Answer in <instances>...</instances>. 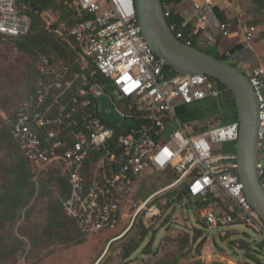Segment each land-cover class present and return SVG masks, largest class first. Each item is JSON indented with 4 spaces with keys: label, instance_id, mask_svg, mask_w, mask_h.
<instances>
[{
    "label": "built area",
    "instance_id": "built-area-1",
    "mask_svg": "<svg viewBox=\"0 0 264 264\" xmlns=\"http://www.w3.org/2000/svg\"><path fill=\"white\" fill-rule=\"evenodd\" d=\"M17 2L0 0V34L14 39L26 36L31 28L30 18L22 14ZM77 4L89 18L67 37L74 38L81 50L77 59L81 72L65 80L70 68L41 55L37 67L43 77L12 127L13 138L31 162L41 168H62L70 184V194L63 201L67 215L76 220L84 234H94L116 228L123 222L122 214L133 208L132 227L143 212L148 217L159 213L156 206H150L157 196L184 185L192 198L215 200L201 210L209 229L228 226L234 221L233 214H238L264 238V221L250 205L237 173V154L220 155L216 151L218 144L238 142L239 122L216 127L209 122L197 130L198 119L193 118L195 124L191 125L177 112L179 109L187 115V107L218 100L225 91L208 75L176 72L152 50L139 24L136 0H77ZM164 12L169 20L172 12L165 4ZM201 19L204 29L209 20L205 14ZM169 25L178 39L192 45L177 22ZM242 29L245 42L251 43L256 27L245 21ZM220 30L227 37L229 24L222 23ZM98 73L105 83L96 79ZM245 73L259 103L257 137L261 148L264 67ZM77 80L76 94L70 95ZM67 96L71 98L64 100ZM105 96L120 116L119 123L101 116L100 99ZM119 102L124 103L123 109ZM123 120L135 123L123 127ZM169 128L174 131L162 142ZM257 166L264 180V166L260 162ZM169 168L174 170L176 181L143 203L134 204L137 180ZM224 198L231 203L232 213L216 209L218 200Z\"/></svg>",
    "mask_w": 264,
    "mask_h": 264
},
{
    "label": "rangeland",
    "instance_id": "rangeland-1",
    "mask_svg": "<svg viewBox=\"0 0 264 264\" xmlns=\"http://www.w3.org/2000/svg\"><path fill=\"white\" fill-rule=\"evenodd\" d=\"M75 1L58 0L57 4L61 9L58 11L46 9L42 12L41 18L45 27L50 29L56 38H66L68 30L76 19V12L80 14ZM254 1L238 0V3L245 10L244 17L248 24L257 29L255 40L252 43L262 51L264 65V8L255 4ZM26 9L25 6L23 10ZM63 15L66 18H62ZM195 45L208 53L212 51L204 45ZM39 54H27L16 47L14 42L6 39L0 40V134H5V140L8 142L12 141L10 128L17 110L33 91V65ZM48 54L54 55L53 53ZM118 104L123 109L124 103L119 102ZM187 110L198 119L199 123L195 126L197 130H201V126L209 122L214 127L232 123V115L237 112L234 102H229L227 95L210 103L191 105L187 107ZM212 110H215L216 115L214 122ZM177 112L181 115L183 122L195 124L194 120L184 115L183 111L178 109ZM173 131L174 128H169L162 142H165ZM16 148L10 142L0 145V163H4L3 167H10L16 161L18 163ZM216 151L220 155H234L237 153V143L218 144ZM3 167L0 166V193L5 191L3 183L7 179ZM176 179L172 168L139 178L132 193L133 203H143L151 195L166 189ZM43 187L40 188L38 182L37 193L30 205V207L35 205L31 214L27 215L26 209L28 208L24 209L16 222L0 214L3 223L0 227V264H256L255 261H248L246 253H243L248 248L247 240L238 237L239 234L233 231L243 228L249 231L248 228L242 227L239 223H231L226 228L223 226L209 229L202 216L199 199L189 197L186 200H179L180 194L186 192L187 188L184 185L164 191L156 197L150 205L159 209V213L154 217H148L143 212L132 227H130L131 221L128 223L127 215L123 217V229L117 236L121 239L114 241L110 246L107 244L104 248L105 254H101L92 263L89 259L83 260L84 255L80 257L81 261H78V254L89 252L83 242L88 238L79 236L73 224L58 225L59 216L53 219L51 213L53 210H58L57 202L58 200L62 202L64 198L53 183L49 186L50 194L39 196ZM218 202L217 210H228L226 205L229 202L226 198ZM23 231L36 237V244H31L28 238H24L21 234ZM144 231L147 232L146 237H143ZM250 232L259 244L253 247L248 243L249 248L254 251L252 248L264 247V239H258L252 229ZM18 238L23 240V244H19V249H17L16 240ZM136 244L140 247L131 258L128 261L122 260L124 248ZM263 254L261 253L260 256Z\"/></svg>",
    "mask_w": 264,
    "mask_h": 264
},
{
    "label": "trees",
    "instance_id": "trees-1",
    "mask_svg": "<svg viewBox=\"0 0 264 264\" xmlns=\"http://www.w3.org/2000/svg\"><path fill=\"white\" fill-rule=\"evenodd\" d=\"M57 1L58 0H18L17 3L22 14L28 15V17L31 20V28L29 33L26 36L19 39L9 38L0 34V40L6 39L14 42L16 47L20 48L23 52L27 54L36 55L40 53L37 56L33 65L34 84H33V91L30 93L29 96H31L36 91L38 82L43 77V74L39 71L37 67L41 55L48 56L51 59V62L57 64L58 66H61L62 64H66L70 68V71L64 74L65 80L72 78L74 79L75 74L81 72V63L77 62V59L79 58V52L81 50L78 47L77 42H75L74 38H68V37L62 39L56 38V36L52 34L53 32H50V29L45 27V23H43V20L41 18L42 12L45 11L46 9H54L55 11L61 9V7H58ZM75 3L77 6V10L80 12V14L76 12V19L72 23V26L70 30H68L67 34L78 24L89 18L88 15H86L79 9L77 0L75 1ZM254 3L257 5H261V7L264 8V0H255ZM25 6L27 7V9L23 10ZM62 18H66V16L63 15ZM172 21L177 22L176 20H174L173 16L169 19V22ZM177 24L179 26L178 29L180 30L181 24L178 22ZM185 39H187L186 36ZM254 40L252 42H254ZM192 45L195 46V44L193 43ZM48 49H50V51ZM48 53H53L54 55ZM210 54H214V53L210 52ZM214 55L219 59L221 58L218 54H214ZM86 72H89V70H87ZM96 79L102 84L105 83L104 78L100 73L97 74ZM215 81L218 83L219 87L223 91H225L223 95H227L230 98V101H233L235 104V100L233 98L232 92L219 81L217 80ZM78 84L79 81L77 80L75 87L71 91H69L70 95L75 96ZM29 96L22 102L19 109L17 110L16 117L10 128V137L14 143L11 140L9 142L12 144L13 147L15 146L17 147L16 149H17L18 163L16 161V163L11 165L10 167H3L4 163L3 164L0 163V166L3 167V170L5 171V176L7 178L5 180V183H3L5 191L3 193H0V214L2 215L4 214L6 217L8 218L10 217L12 220L14 219L15 222L17 221L18 218H20L24 209L28 208L26 209L27 215L31 214L32 211L34 210L33 208L35 207V205H32L31 207L30 205L37 193L38 182L40 188L44 186L42 188V191L40 189L41 192H39V196L50 194L51 190L49 186L51 183H53L54 186L57 187L58 190L61 192V195L64 198L63 201L66 200L70 194V184L67 177L64 175L62 168L58 165H48L42 168L37 166L27 158L25 152L21 147V144L17 140H15L12 136L13 124L17 119L21 107L29 98ZM70 98H71L70 96H67L64 100L66 99L68 100ZM88 110H92V109H88ZM190 119L193 120V118ZM232 119L233 122L238 121L237 112L234 115H232ZM9 142L5 140V134L3 133L0 134V145L7 144ZM89 166H91V164H89ZM47 181L49 185L48 183H46ZM189 197L192 198L188 190L186 189V192L180 194L179 200L180 201L182 199L186 200ZM59 201L60 200H58L57 202L58 210L57 211L53 210L51 213V217L55 219L57 216H59L58 225L62 226L64 223L73 224L79 236H81L82 238H88V240L83 242H85V245L89 252L87 254H83V253L81 255L78 254L77 258L78 261H81L80 257L84 255L82 259L83 260L89 259L91 260L90 263H92L95 259L99 258L101 254L106 253L104 248H106L107 244L109 245L110 241L117 238L118 234L122 232L123 229L122 223L117 225L116 228L114 229H110L94 234H84L81 231L76 220L69 217L65 212L63 207V201L62 202ZM198 201H199V205L202 208L207 207L213 202V200L209 202H204L202 200H198ZM226 208H228L226 213L228 214L231 213V211L229 210L228 203L226 205ZM126 215L129 223L132 219L133 210L131 209L130 211L124 212L122 214L123 217H125ZM233 216H234V221L232 222L233 224L235 223L238 224L243 222V220H240L237 214H233ZM2 225L3 223L1 222L0 219V227ZM21 234L24 238H28L31 244H36L37 242L36 237L30 236L26 231H23ZM146 234L147 232L144 231L143 237H146ZM16 240H17V249H19V244H23L22 242L23 240L21 238H18ZM246 244L245 245L248 247L246 250L247 259L250 261H255L256 264H264V262H262V259L260 257L258 258L257 256L258 254L261 255V253L252 251L249 248L250 246L248 245V243ZM139 247H140L139 244L130 247H125L122 253V260L128 261ZM74 261L75 263L78 262L76 259Z\"/></svg>",
    "mask_w": 264,
    "mask_h": 264
},
{
    "label": "water",
    "instance_id": "water-1",
    "mask_svg": "<svg viewBox=\"0 0 264 264\" xmlns=\"http://www.w3.org/2000/svg\"><path fill=\"white\" fill-rule=\"evenodd\" d=\"M136 7L146 41L169 67L180 74L208 75L232 92L240 124L237 173L250 205L264 221V186L257 168L260 152L257 137L260 124L259 103L246 73L223 58L219 59L214 54L178 39L165 16L163 0H136ZM100 108L104 119L120 122V116L108 97L100 99ZM134 123L131 120L121 121L123 127Z\"/></svg>",
    "mask_w": 264,
    "mask_h": 264
},
{
    "label": "crops",
    "instance_id": "crops-1",
    "mask_svg": "<svg viewBox=\"0 0 264 264\" xmlns=\"http://www.w3.org/2000/svg\"><path fill=\"white\" fill-rule=\"evenodd\" d=\"M163 3L171 10L174 20L181 24L180 31L183 32L186 38L193 44L204 45L212 50L211 53L218 54L221 58L235 65L243 72L253 67H264L263 53L260 48L257 45H253L252 42H245L242 29V25L246 21L244 17L245 10L238 3V0H163ZM196 5L201 6V9H198ZM203 14L207 15L209 20V24L204 29L201 27L203 25L201 19ZM222 23L229 24V35L227 37L223 36L221 33L220 26ZM195 46L197 47V45ZM227 99L231 102L228 96ZM210 102L211 101H207L206 103ZM214 106L216 107V104H214ZM206 109L205 111H207ZM214 112L215 110L211 112L213 115V122L216 119ZM185 113L193 117V114H190L189 111H185ZM212 119L210 121H212ZM259 162L264 166V146L260 148ZM228 204L229 210L231 211V203L229 202ZM240 220L242 219L240 218ZM239 224H242V227H247L249 231H246L244 228L241 230H230L239 234L237 235L238 237L244 238L247 240V243L252 244L253 247L258 245L259 242L252 237L250 229L254 231L258 239H264L251 224L244 220ZM252 249L262 254L264 252V247L261 248V246L260 249ZM246 250L247 249H245L243 253H246ZM257 256L264 262V254L263 256Z\"/></svg>",
    "mask_w": 264,
    "mask_h": 264
},
{
    "label": "flooded vegetation",
    "instance_id": "flooded-vegetation-1",
    "mask_svg": "<svg viewBox=\"0 0 264 264\" xmlns=\"http://www.w3.org/2000/svg\"><path fill=\"white\" fill-rule=\"evenodd\" d=\"M186 116L190 117L188 114H187ZM193 117H194V115H193ZM193 117H190V118H193ZM194 118H195V117H194Z\"/></svg>",
    "mask_w": 264,
    "mask_h": 264
},
{
    "label": "clouds",
    "instance_id": "clouds-1",
    "mask_svg": "<svg viewBox=\"0 0 264 264\" xmlns=\"http://www.w3.org/2000/svg\"><path fill=\"white\" fill-rule=\"evenodd\" d=\"M119 239H121V238H119ZM118 240V239H117ZM116 241V240H115ZM112 244V243H111ZM109 246H110V243H109ZM105 254V253H104Z\"/></svg>",
    "mask_w": 264,
    "mask_h": 264
}]
</instances>
